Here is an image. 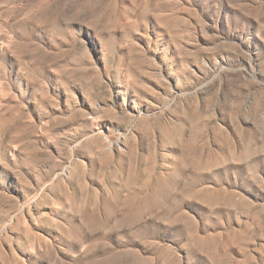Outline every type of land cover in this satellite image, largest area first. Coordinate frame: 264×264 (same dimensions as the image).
Here are the masks:
<instances>
[{
  "label": "rangeland",
  "instance_id": "1",
  "mask_svg": "<svg viewBox=\"0 0 264 264\" xmlns=\"http://www.w3.org/2000/svg\"><path fill=\"white\" fill-rule=\"evenodd\" d=\"M0 264H264V0H0Z\"/></svg>",
  "mask_w": 264,
  "mask_h": 264
}]
</instances>
